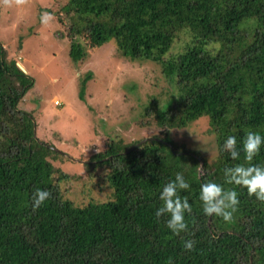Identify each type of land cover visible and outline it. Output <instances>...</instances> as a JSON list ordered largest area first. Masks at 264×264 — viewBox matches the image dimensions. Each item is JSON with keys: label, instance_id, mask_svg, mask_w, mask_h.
Returning a JSON list of instances; mask_svg holds the SVG:
<instances>
[{"label": "trees", "instance_id": "1", "mask_svg": "<svg viewBox=\"0 0 264 264\" xmlns=\"http://www.w3.org/2000/svg\"><path fill=\"white\" fill-rule=\"evenodd\" d=\"M61 11L73 61L114 40L120 57L159 65L177 93L145 108L140 123L160 128L155 138L137 147L145 138H111L84 163L90 173L107 168L112 197L76 204L62 187L69 174L54 163L67 155L38 136L35 116L20 107L35 80L0 38V264H264V203L224 175L249 166L247 131L264 136V0H68ZM182 31L189 41L170 54ZM92 76L80 83L81 99ZM203 116L216 137L213 162L171 134ZM228 136L237 138L239 160L223 148ZM251 163L264 166V146ZM177 173L191 185L180 195L193 209L179 236L166 226L168 215H155ZM208 181L238 192L232 222L204 214L200 188ZM35 188L52 192L37 211ZM186 240L195 241L194 251L185 250Z\"/></svg>", "mask_w": 264, "mask_h": 264}, {"label": "rangeland", "instance_id": "2", "mask_svg": "<svg viewBox=\"0 0 264 264\" xmlns=\"http://www.w3.org/2000/svg\"><path fill=\"white\" fill-rule=\"evenodd\" d=\"M67 1L29 0L26 5L10 8L0 5V38L8 56L16 58L35 80L20 107L35 116L38 136L67 155L54 161L69 174L62 182L64 194L84 205L106 201L113 192L105 178L107 168L98 167L90 173L84 163L104 150L111 138L132 143L160 133L155 125H141L145 108L154 97L161 104L166 102L177 88L159 65L117 55L114 40L73 61L67 18L63 23L56 18V12L66 16L61 10ZM40 8L55 12L45 10L52 18L47 26L41 23L44 13L40 14ZM188 41L189 36L179 32L170 54L180 52ZM88 72L93 76L81 99L80 83ZM210 129L209 117L203 116L171 134L177 144L213 162L218 149Z\"/></svg>", "mask_w": 264, "mask_h": 264}, {"label": "clouds", "instance_id": "3", "mask_svg": "<svg viewBox=\"0 0 264 264\" xmlns=\"http://www.w3.org/2000/svg\"><path fill=\"white\" fill-rule=\"evenodd\" d=\"M28 2L29 0H0V5L10 8L14 5L17 7L26 5ZM51 19L48 13H44L41 16V23L47 26ZM262 146H264V136L257 132L247 131L243 139V152L244 159L249 166L237 164L226 168L224 175L227 184L247 189L250 197L254 196L264 203V166L251 163L254 157L259 155ZM223 148L233 160L240 159V150L235 136H228ZM190 187L191 185L185 180L183 174L177 173L175 180L167 183L160 194L163 204L157 209L155 215L158 219L168 215L170 218L166 221V226L177 236L188 231L185 214L190 215L193 209L188 198L186 196L182 198L180 192L189 190ZM51 198V191L35 188L31 197L33 211L39 210ZM199 198L206 216L221 217L225 222H232L240 203L238 192L234 188L225 189L223 185L211 181L201 184ZM184 248L187 251H194L195 241L186 240Z\"/></svg>", "mask_w": 264, "mask_h": 264}, {"label": "water", "instance_id": "4", "mask_svg": "<svg viewBox=\"0 0 264 264\" xmlns=\"http://www.w3.org/2000/svg\"><path fill=\"white\" fill-rule=\"evenodd\" d=\"M22 69H24V68L22 67ZM153 138H155V137H147V138H145V139L139 141V143H137V144L135 145V147H137V146H139L140 144L144 143L145 141H147V140H151V139H153ZM156 139L160 140L159 138H156ZM166 143H167L168 145H170V147L173 149V145H171V144L168 143V142H166ZM135 147H134V148H135Z\"/></svg>", "mask_w": 264, "mask_h": 264}]
</instances>
